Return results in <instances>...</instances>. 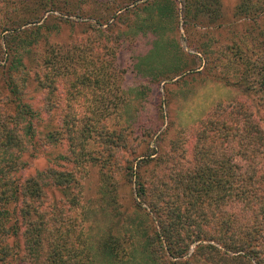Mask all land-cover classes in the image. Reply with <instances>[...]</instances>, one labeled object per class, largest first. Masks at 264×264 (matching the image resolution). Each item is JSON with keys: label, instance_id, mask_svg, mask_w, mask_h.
<instances>
[{"label": "trees", "instance_id": "16d2710c", "mask_svg": "<svg viewBox=\"0 0 264 264\" xmlns=\"http://www.w3.org/2000/svg\"><path fill=\"white\" fill-rule=\"evenodd\" d=\"M30 1L10 0L8 4L22 8ZM181 4L188 39L189 29L200 28L207 42L188 41L193 51L189 54H183L180 48L175 50L174 41L163 39L164 32L160 33L172 4L166 0L162 8L153 0L152 13L146 14L145 26L139 28L142 35H154L153 47L141 50L136 66H145L142 71L157 83L178 78L185 70L199 74L213 71L209 80L238 88L245 95L243 102L215 107L192 129L188 143L181 142L190 148L187 156L179 142L170 144L163 153L157 145L153 147L151 142L160 126L141 127L140 141L127 150L120 143L133 128H107L100 133L82 125L92 119L90 112L86 117L71 113L68 117H72V123L58 117L61 129L39 130L43 121L40 113L22 102L29 79L20 47L29 38V43H37L39 37L35 35L47 28L48 19L60 22L62 18H46L44 26L30 27V31L23 26L42 20L38 15L41 8L10 18L7 24L12 26L0 34V53L5 61L0 73L10 102L16 106L12 111L0 110V264L22 260L19 253L29 264H264V0H240L229 19L219 0H181ZM165 8L169 13H163ZM54 11L67 14L53 4L45 13ZM96 23L101 26L108 21L97 19ZM215 32L217 36L229 34L230 44L224 45L223 51L213 47ZM256 51L262 55L257 56ZM62 58L64 64L50 63L48 74L40 73L41 66L37 65L42 83L37 80L36 84L42 88L47 80L45 90L49 94L56 91L55 80L72 74L71 54ZM46 59L53 60L48 56L40 64ZM218 69L223 74H218ZM103 71L98 66L80 80ZM252 96L257 97L260 108L254 106ZM58 102L69 103L66 99ZM254 108L263 115L261 119ZM44 115L54 121V115ZM145 133L151 137L149 143L145 142ZM38 135L60 152L55 156L39 152L42 145ZM91 139L99 147H109L99 161L86 148ZM31 156L44 157L50 166L26 177L24 171ZM91 162L100 169L98 190L106 208L101 211L110 219L119 215L118 180L111 171L115 169L133 186L138 220L124 235L113 237L111 227L107 228L101 241L87 249L82 227L79 225L77 231L73 227L81 222L79 216L82 219L80 190ZM148 167L152 168L151 181L143 172ZM157 169L158 176H154ZM56 194L66 205L64 211Z\"/></svg>", "mask_w": 264, "mask_h": 264}, {"label": "rangeland", "instance_id": "374dc122", "mask_svg": "<svg viewBox=\"0 0 264 264\" xmlns=\"http://www.w3.org/2000/svg\"><path fill=\"white\" fill-rule=\"evenodd\" d=\"M8 1L10 2V0H0V34L5 28L12 26V23L7 24L10 18L13 20L16 15L37 12L38 8H41L38 10V15L42 16V20L39 22L32 20L33 23L24 25L23 29L44 26L45 19L51 16L62 18L60 22H57L56 19H48L49 22L45 24L47 28L40 29L39 33L35 35L39 37L38 42L29 43L31 40L29 38L27 44L20 47V52H23L22 62L28 72L26 77L29 79L28 85L24 88L22 102L30 109L40 113L43 121L39 123L38 129L42 132L63 128V124L59 126L58 117L65 123H72V117H68L71 113L86 117V114L90 112L92 119L82 125L92 126L100 133L107 128L110 130L133 128L132 134L125 136L122 144L120 143L127 150L140 141L141 127L160 126V130L152 139L153 147L156 148L157 145L163 153L167 151L170 144L179 142L180 148L187 156L190 148L188 145L182 146L181 142L188 143L190 132L200 121L217 106L245 100V95L238 88L209 80L213 71H204L200 74L195 71L190 72V70L186 72L185 69H190L188 67L184 68L185 73L178 77L179 79L157 83L149 73L142 71L145 66H136L137 55L141 53V50L153 47L154 35L151 33L142 35L139 32V28L145 26L146 14L152 13L150 5L153 0H31L22 5V8L20 6L12 8ZM165 1L157 0V4H161L163 8ZM169 1L172 4V11L169 13L166 8L162 9L163 13L169 14L164 18L167 20L163 22L166 27L160 33L164 32L163 39L174 41L175 50L180 48L183 54H189L193 51L188 48V41L202 44L207 42L208 38L201 34L200 28H196L187 31L188 39L183 27L181 0ZM239 1L219 0L221 10L226 18L231 17V12ZM50 4L58 6L67 14L62 16L61 12L57 11L45 13ZM113 15L116 16V19L110 18ZM172 16L174 18H171ZM97 19H100L101 22L108 21V23L100 26L96 23ZM17 26L19 25L16 24L15 27ZM8 32H4L2 36ZM228 36L229 34L227 37L221 34L217 36L215 32L211 40L213 47L218 51H223L224 45L230 44ZM66 53L72 56V74L67 75L66 73L57 81L55 80L56 91L49 94L45 90L48 88L47 80L43 81L42 88L38 83L36 84L37 80L39 82L42 80L41 74L37 73V65L41 66L40 73L48 74L51 65L54 64L53 61L64 64L65 59L62 57L66 56ZM256 54L257 56L262 55L259 51H256ZM48 56L53 60L46 59L43 64H40V61ZM50 63L52 64L50 65ZM4 65L5 61L1 52L0 72ZM106 65L108 66L106 67ZM98 66H102L104 71L93 75L90 79L80 80L82 75L97 69ZM216 71L218 74H223L221 69ZM2 81L0 73V110L12 111L16 104H11ZM68 98H71V101H68ZM58 99H66L69 103H59ZM250 99L256 108H260L256 96H252ZM256 108L253 109L255 115L259 118L263 117ZM59 112L61 115L58 114ZM44 114L54 115V121L48 120ZM138 128L141 131L137 132ZM150 135L152 136V134ZM38 137L42 145L39 152L46 156H55L60 152V148L53 147L52 143L43 141L40 135ZM145 138V142L151 141V137H147V134ZM124 139H126L125 142ZM62 142L60 140V143ZM86 148L93 152L94 160L99 161L103 150L109 147L105 145L99 147V144L91 139ZM117 155L119 156V153ZM27 160L28 167L24 171L26 177L33 175L36 170L46 169L50 166L42 156H38V159L32 157ZM169 163L172 165L170 161ZM62 165L66 166L65 162H62ZM111 171L116 174L115 177L118 180V203L120 205L119 215L113 219L101 211L106 208L100 200L99 193L101 192L98 190L100 187L98 164L92 162L88 164L82 178L80 190L82 219L79 216L78 220L81 222L74 223L73 230L77 231L79 225L82 227L81 231L84 234L87 249L96 242H100L103 233L110 227L112 236L116 237L118 234L124 235L125 230H129L131 225L137 223L138 220L136 207L132 200L133 186L124 180L122 174H119L117 170L111 169ZM157 171L159 170L157 169L153 173L154 176H158ZM143 172L146 180L151 181L152 179L149 177L152 175V168H144ZM152 182L155 183L154 180ZM152 182L151 184H153ZM54 196L58 198L56 200H59V208L64 211L66 205L59 199L58 194ZM46 198L49 201L48 197ZM143 207L145 206L143 205ZM63 215L66 216V213ZM76 234L74 233V238ZM17 241L21 244L20 238ZM18 256L22 260H15L10 264H29L24 259L23 253H19Z\"/></svg>", "mask_w": 264, "mask_h": 264}, {"label": "crops", "instance_id": "0c3cea01", "mask_svg": "<svg viewBox=\"0 0 264 264\" xmlns=\"http://www.w3.org/2000/svg\"><path fill=\"white\" fill-rule=\"evenodd\" d=\"M200 70V69H199ZM176 79V78H175ZM179 79V78H178Z\"/></svg>", "mask_w": 264, "mask_h": 264}]
</instances>
